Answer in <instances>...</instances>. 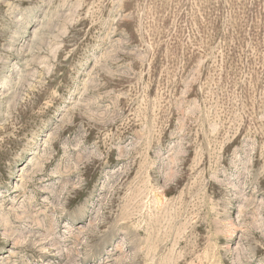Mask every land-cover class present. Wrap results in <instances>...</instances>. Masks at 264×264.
<instances>
[{
  "label": "rangeland",
  "instance_id": "1",
  "mask_svg": "<svg viewBox=\"0 0 264 264\" xmlns=\"http://www.w3.org/2000/svg\"><path fill=\"white\" fill-rule=\"evenodd\" d=\"M0 264H264V0H0Z\"/></svg>",
  "mask_w": 264,
  "mask_h": 264
}]
</instances>
